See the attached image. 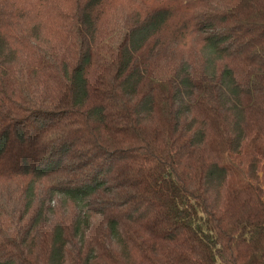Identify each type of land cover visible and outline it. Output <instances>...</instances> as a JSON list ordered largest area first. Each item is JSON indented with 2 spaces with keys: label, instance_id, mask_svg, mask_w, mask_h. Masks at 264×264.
Returning <instances> with one entry per match:
<instances>
[{
  "label": "trees",
  "instance_id": "16d2710c",
  "mask_svg": "<svg viewBox=\"0 0 264 264\" xmlns=\"http://www.w3.org/2000/svg\"><path fill=\"white\" fill-rule=\"evenodd\" d=\"M123 1L0 0V264H264V0Z\"/></svg>",
  "mask_w": 264,
  "mask_h": 264
},
{
  "label": "rangeland",
  "instance_id": "374dc122",
  "mask_svg": "<svg viewBox=\"0 0 264 264\" xmlns=\"http://www.w3.org/2000/svg\"><path fill=\"white\" fill-rule=\"evenodd\" d=\"M20 1L19 4L16 6H23L25 3V0H16ZM70 1L71 0H56L53 8V12L48 14H44V12L40 13L39 15H33L32 19L23 20V24H30V28L37 25L42 27L39 33H35V38H42L45 39L46 37L48 39H54V44L56 43L59 38L61 39V26L65 19V13L70 11ZM148 3L153 2L154 0H146ZM143 2L141 3V0H125L115 7L111 9L107 15V17L104 20L103 25V31L106 35L111 37L115 32L114 35V41L118 40L121 37V29L125 26L130 24V20L128 18V14L130 9L134 10L136 7H141ZM121 6H125L120 8ZM221 7V6H220ZM219 8V7H218ZM114 10V11H113ZM21 29L18 30L20 32ZM199 38L196 37V35H188L185 40L178 39V48H177V56L180 58L189 57L194 58L196 55L199 57V45L198 41ZM29 41V38L27 42ZM28 179H23L24 183H27ZM45 183H43L41 186H44ZM3 187V186H0ZM66 217H71V212L66 213ZM7 221L10 224H13V219L10 217L7 219ZM28 228V224L26 225V229Z\"/></svg>",
  "mask_w": 264,
  "mask_h": 264
}]
</instances>
